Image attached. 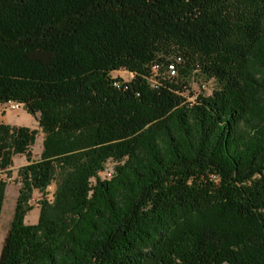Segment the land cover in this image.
Returning a JSON list of instances; mask_svg holds the SVG:
<instances>
[{
	"label": "trees",
	"instance_id": "trees-1",
	"mask_svg": "<svg viewBox=\"0 0 264 264\" xmlns=\"http://www.w3.org/2000/svg\"><path fill=\"white\" fill-rule=\"evenodd\" d=\"M169 47L218 88L152 83ZM9 102L44 140L0 122V220L27 161L0 264H264V0H0Z\"/></svg>",
	"mask_w": 264,
	"mask_h": 264
},
{
	"label": "rangeland",
	"instance_id": "rangeland-1",
	"mask_svg": "<svg viewBox=\"0 0 264 264\" xmlns=\"http://www.w3.org/2000/svg\"><path fill=\"white\" fill-rule=\"evenodd\" d=\"M172 46V45H171ZM168 50L167 53H162L159 55L158 61L162 65L160 72H153L152 65H149V75L152 77H159L160 73H162L161 76L165 75L164 73L166 70V63L168 61H175L176 58L181 57L182 62L181 64H178V78H181L183 82H186L189 84V92L188 96L190 97V101L195 100L198 95L201 96H210L213 91L218 88L217 81L215 79H210L207 76H205L202 72V69L200 65H195L193 62L190 61L189 58H187L183 52L179 51V48L176 47H169V48H162V50ZM189 65L188 72L186 76L182 75V71L186 69V67ZM195 65V66H194ZM112 77L115 79H122L124 82H130L134 77L131 73L125 70L117 71L112 73ZM193 95V96H192ZM0 122L6 123L8 125L12 126H19V127H28L32 130H35L37 132V139L35 145L32 147V154L33 158L39 159L41 152L43 150V140H44V133L42 132V129L39 127L38 118L32 117L31 115L27 114L24 110V107L22 110L19 111H11L5 108H0ZM27 164L26 157L25 156H17L14 159V167L12 169L11 176H8L7 174L3 173L1 175V178L8 183L7 190H6V198L2 210L1 220H0V253L2 250L3 242L5 235L10 227V224L13 220L16 201L18 197V191H19V176L18 171L21 167L25 166ZM115 163L110 161L107 166L106 170L101 173L102 179H110V173L114 172ZM55 192V185H52L48 189V194L46 195V198L49 200L53 199V194ZM42 199V195L39 192H35L33 196V200L31 204L33 205V210L28 214L26 217V224L33 225L38 222L39 218V212H40V200Z\"/></svg>",
	"mask_w": 264,
	"mask_h": 264
},
{
	"label": "built area",
	"instance_id": "built-area-1",
	"mask_svg": "<svg viewBox=\"0 0 264 264\" xmlns=\"http://www.w3.org/2000/svg\"><path fill=\"white\" fill-rule=\"evenodd\" d=\"M182 62V58L181 57H178L176 58L175 61H168L166 63V72L164 73L165 75L161 76L162 73H160L159 77H152L150 79V81L152 83H156L157 80H160V79H169V80H175L177 79L178 77V64H181ZM152 68H153V72H160L161 71V68H162V65L160 64V62H155L152 64ZM200 96V95H198ZM0 108H5V109H8V110H11V111H19V110H22L23 109V105L18 103V102H9L7 104H3V105H0ZM110 176H112V173H110Z\"/></svg>",
	"mask_w": 264,
	"mask_h": 264
},
{
	"label": "crops",
	"instance_id": "crops-1",
	"mask_svg": "<svg viewBox=\"0 0 264 264\" xmlns=\"http://www.w3.org/2000/svg\"><path fill=\"white\" fill-rule=\"evenodd\" d=\"M6 124V123H5Z\"/></svg>",
	"mask_w": 264,
	"mask_h": 264
}]
</instances>
